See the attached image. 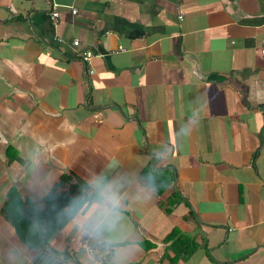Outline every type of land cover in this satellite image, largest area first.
Listing matches in <instances>:
<instances>
[{
    "label": "crops",
    "instance_id": "crops-1",
    "mask_svg": "<svg viewBox=\"0 0 264 264\" xmlns=\"http://www.w3.org/2000/svg\"><path fill=\"white\" fill-rule=\"evenodd\" d=\"M263 39L264 0H0V225L38 148L59 177L172 175L169 213L129 212L135 264H171L173 227L198 244L174 264H264Z\"/></svg>",
    "mask_w": 264,
    "mask_h": 264
},
{
    "label": "clouds",
    "instance_id": "clouds-1",
    "mask_svg": "<svg viewBox=\"0 0 264 264\" xmlns=\"http://www.w3.org/2000/svg\"><path fill=\"white\" fill-rule=\"evenodd\" d=\"M46 164L43 150L33 149L25 165L9 174L29 204L25 209L18 202L16 208L27 221L24 236L13 235L12 224L0 225L4 264H135L142 233L129 212L154 199V174L141 178L93 165L76 191L62 198L59 176Z\"/></svg>",
    "mask_w": 264,
    "mask_h": 264
},
{
    "label": "trees",
    "instance_id": "trees-1",
    "mask_svg": "<svg viewBox=\"0 0 264 264\" xmlns=\"http://www.w3.org/2000/svg\"><path fill=\"white\" fill-rule=\"evenodd\" d=\"M154 174L155 183L159 190L156 197H159V206L166 212L171 211L170 206L176 201V193L172 192L169 196L162 198L163 193L167 188L172 186V175H162L153 171L150 168H144L140 171L139 177H144ZM60 192L62 198L76 191L79 185L83 182L70 174H63L59 177ZM161 197V198H160ZM21 194L17 188L11 186L6 192V199L2 205L1 213L3 217L13 226L15 233L19 232L20 236L26 234L27 221L23 220L16 211L17 203H21L24 208L28 207L29 201L21 200ZM48 210H51V203H49ZM163 242L167 243V250H171L173 255L169 257L171 264H174L178 259H186L188 255L193 253L198 247L197 242L187 234H183L177 227H173L171 231L163 238ZM167 257V251L163 253ZM223 264V263H222Z\"/></svg>",
    "mask_w": 264,
    "mask_h": 264
},
{
    "label": "built area",
    "instance_id": "built-area-1",
    "mask_svg": "<svg viewBox=\"0 0 264 264\" xmlns=\"http://www.w3.org/2000/svg\"><path fill=\"white\" fill-rule=\"evenodd\" d=\"M73 12H75V9H72ZM49 18L51 19V21L53 23H56L57 19H58V11H57V6L54 3H51L50 5V10H49ZM59 40V39H58ZM72 45L73 46H77L78 45V41L77 40H73L72 41ZM260 52L262 55H264V39L262 40L261 46H260ZM77 55L79 57V59L82 61V63L85 65V73L86 74H91L93 72V69L91 67V57L92 54L90 51L87 50H82V51H78ZM261 89H262V97H263V101H264V79L262 80L261 83ZM231 228H229L230 230Z\"/></svg>",
    "mask_w": 264,
    "mask_h": 264
}]
</instances>
